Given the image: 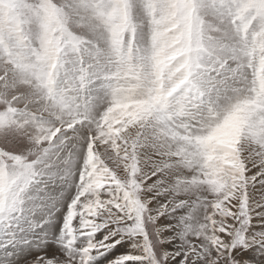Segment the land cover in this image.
<instances>
[{
  "label": "snow or ice",
  "instance_id": "6c2138e0",
  "mask_svg": "<svg viewBox=\"0 0 264 264\" xmlns=\"http://www.w3.org/2000/svg\"><path fill=\"white\" fill-rule=\"evenodd\" d=\"M0 264H264V0H0Z\"/></svg>",
  "mask_w": 264,
  "mask_h": 264
}]
</instances>
